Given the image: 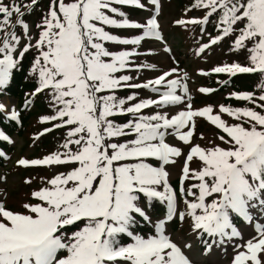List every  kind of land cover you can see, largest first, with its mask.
Instances as JSON below:
<instances>
[{
    "label": "snow or ice",
    "instance_id": "snow-or-ice-1",
    "mask_svg": "<svg viewBox=\"0 0 264 264\" xmlns=\"http://www.w3.org/2000/svg\"><path fill=\"white\" fill-rule=\"evenodd\" d=\"M39 5L40 0H0V89L20 64L14 55L23 58L34 49L33 95L47 93L53 112L40 120L52 126L35 139L56 129L65 134L59 150L18 159L16 166L65 171L44 179L20 211L0 202V264H194L192 243L169 234L174 220L188 223L204 255L231 244V264H264V222H257L264 215V0H193L185 15H203L174 22L198 27L201 39L208 36L207 42L197 41V57L225 40L230 51L245 56L246 63L215 66L211 73L229 80L238 74L260 78L259 95L230 94L250 106L220 105L218 111L193 107L188 74L178 68L143 81L131 74L157 71L153 64L136 63L151 55L140 51L145 43L161 42L165 53L171 51L158 21L162 0H49L34 37L24 17ZM122 7L149 15L133 21ZM108 29L132 32L126 38ZM109 44L122 50L112 51ZM125 90L130 94L118 95ZM141 91L151 95L142 98ZM198 91L208 95L216 89ZM176 106L182 110L170 113ZM123 117L129 118L120 122ZM17 118L12 111L10 119ZM197 119L217 129L224 146L194 144ZM169 136L188 146L187 153L169 144ZM0 140L8 137L0 134ZM0 158H6L3 152ZM181 158L173 187L169 169ZM155 202L165 214H150ZM141 223L150 226L148 232L141 234ZM245 224L255 228L247 240Z\"/></svg>",
    "mask_w": 264,
    "mask_h": 264
},
{
    "label": "rangeland",
    "instance_id": "rangeland-1",
    "mask_svg": "<svg viewBox=\"0 0 264 264\" xmlns=\"http://www.w3.org/2000/svg\"><path fill=\"white\" fill-rule=\"evenodd\" d=\"M48 4L49 0H40L39 7L36 8L33 13L24 17L25 21L29 23L30 26H32V33L34 37L38 32V29H36L35 25L41 21L42 15L46 11ZM190 5L191 4H189L187 7H183L182 5H179V2L176 0H162V12L158 17V21L161 25V31H164V34L168 36L166 46L168 48H171L172 46V50L170 51V53H165L163 51V47L161 46V42L145 43L140 51L142 53L150 52L151 55H141L139 59L136 60V63L153 64L156 66L157 71L144 70L141 73L133 72L131 73L133 76L139 75L140 81H143L149 78H154L160 72L175 67L179 69L180 75H183L184 73L188 74L187 83L189 84L190 93L192 94V89L196 92H199V88L205 87L203 83V76L199 75V72L203 71L204 67H212L213 65H218L220 63H246L245 56L243 54L230 51V44L227 40L221 42V44L218 46H213L200 57H197L195 55V50L198 47L197 41H199L200 43L207 42L208 36L205 35L203 39H201L199 28L195 27V31L191 32L190 30H188L190 26L184 28L179 27L174 23L177 19L201 17L203 15L202 12L196 10L187 12V14L185 15V10ZM121 10L124 11L131 20L137 22H143L149 15L147 11L136 9L134 7H122ZM129 11H133V13ZM108 30L112 31L113 34H119L122 37L126 38H130L132 32V30ZM17 32H20L19 28H17ZM208 32L212 33V35H216V32L213 31L211 25L208 26ZM107 47H109V49L112 51L122 50L120 46H114L111 44L107 45ZM36 54V51L33 49L25 54V56L31 57V59L34 60ZM40 94H43L44 97H47V104H49L50 106L48 94ZM128 94H130L129 90L120 91L118 93V95L121 97L127 96ZM259 94L260 91L257 90L256 95ZM140 95L142 98H147L151 94L147 91H141ZM208 95L211 96H209L208 98H203L202 101H204V103H198V109L205 106H212L216 111H218L219 106L223 103V95L220 93H211ZM196 96L198 95L196 94ZM15 101L16 99L14 100V98L10 97L9 95L2 94V96L0 97V104L4 105L2 114L11 115L12 111L18 112L20 107L17 103H15ZM191 103L193 104V107L196 105L193 99ZM244 104L246 103L234 100L231 103L226 104L225 106L242 107L244 106ZM179 110H182V106H176L169 109L170 113L172 114ZM50 112H52V108ZM145 114H149V110H145ZM46 115V112L42 113V111H37L35 117H32L30 119V124L27 126L28 130L24 133V135L21 136L14 134L12 138L11 150H8V152H6V158L1 161L2 164L0 165V178L2 179H0V202H2L6 208L13 211L22 210L21 205L24 202H28L30 199L29 193L37 189L38 187L43 186L44 179L51 178L54 172L65 171V169L62 167H54L52 169L46 167H38V169H24L16 166V161L18 159L26 158L31 160L43 158L45 155L59 150V144L52 146L48 150H44L41 147L38 148L39 146L37 147L38 144H36V142L38 139L35 138L39 135V133L44 131L45 128L52 126L51 124L40 123L41 118ZM128 118L129 117H123L118 119H120V122H124ZM222 118L225 119L229 124L233 123L231 118L227 117L226 115ZM217 134V129H215L213 126H210L203 119H197L196 133L193 139V143L199 144L201 147H211L213 142L216 144H221V142L216 139ZM201 135L204 137L203 139L200 138ZM167 142L174 146L181 147L185 154L188 151V146H184L173 137H167ZM221 146L224 145L221 144ZM182 164L183 159L181 158L174 168L170 167L169 170L172 173L171 180L179 177L180 167L182 166ZM196 166V164L192 165V167ZM26 180H31L32 183L26 184ZM171 183L173 187H176L178 185V181H174ZM182 210H184L183 207ZM257 222H264V215L257 216ZM242 230L244 240H247L255 235L254 225L245 224ZM169 234L173 237V239L180 237L192 243L193 248L188 254L194 261V264H231L234 255L231 244H225L223 247L213 250L211 254L204 255L201 252V248L203 247V245L189 234V227L188 223L186 222H179L176 227L173 222H170Z\"/></svg>",
    "mask_w": 264,
    "mask_h": 264
},
{
    "label": "trees",
    "instance_id": "trees-1",
    "mask_svg": "<svg viewBox=\"0 0 264 264\" xmlns=\"http://www.w3.org/2000/svg\"><path fill=\"white\" fill-rule=\"evenodd\" d=\"M179 2V5L183 7H187L189 4H192L193 0H176ZM185 9V8H184ZM131 12V11H129ZM133 12V11H132ZM131 12V13H132ZM32 62L31 57L24 56L22 61L17 68H14L12 71V79L9 81L5 88L8 95L14 96L17 102H22L24 98H27L30 93L35 90L37 87V81L35 79V74L32 72L31 65L29 63ZM219 79H223L222 81L227 78V75H219ZM259 76L256 74L247 75V74H240L235 77H232L229 80L227 85H230L232 90L235 92H257L259 90L257 85L259 83ZM210 85L214 84L212 79L208 80ZM226 85V86H227ZM221 91L224 90L223 87L220 88ZM231 101V100H228ZM36 102V103H34ZM34 107L32 110H25L20 112V124L17 125L15 122H5L4 118L0 115V127L4 128L9 134H18L23 136L24 133L28 130L27 126L30 124L29 121L32 117H35L37 111L46 112L47 115H52L53 112H50L51 108L49 104H47V97H44L43 94H39L36 99L34 100ZM49 111V112H48ZM65 131L62 129L53 130L48 136L40 137V144L44 150L50 149L52 146L56 144H61L63 142ZM1 147L9 148L8 145L4 142H1ZM151 214L154 216H159L161 213L164 212V206L160 205L158 202H155L152 208L148 209ZM177 222L175 221L174 225L176 227ZM140 232L146 233L149 230V226L144 225L141 223L139 226ZM127 238H125L126 240Z\"/></svg>",
    "mask_w": 264,
    "mask_h": 264
}]
</instances>
